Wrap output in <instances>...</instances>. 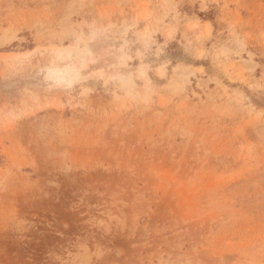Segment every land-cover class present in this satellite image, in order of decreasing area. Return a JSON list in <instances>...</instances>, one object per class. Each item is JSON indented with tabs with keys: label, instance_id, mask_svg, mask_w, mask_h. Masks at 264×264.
<instances>
[{
	"label": "rangeland",
	"instance_id": "obj_1",
	"mask_svg": "<svg viewBox=\"0 0 264 264\" xmlns=\"http://www.w3.org/2000/svg\"><path fill=\"white\" fill-rule=\"evenodd\" d=\"M0 264H264V0H0Z\"/></svg>",
	"mask_w": 264,
	"mask_h": 264
}]
</instances>
